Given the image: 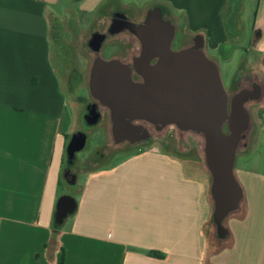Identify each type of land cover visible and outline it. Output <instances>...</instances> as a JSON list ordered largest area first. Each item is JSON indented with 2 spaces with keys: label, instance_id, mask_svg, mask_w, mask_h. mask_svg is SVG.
<instances>
[{
  "label": "crops",
  "instance_id": "1",
  "mask_svg": "<svg viewBox=\"0 0 264 264\" xmlns=\"http://www.w3.org/2000/svg\"><path fill=\"white\" fill-rule=\"evenodd\" d=\"M246 2L0 0V264H264V171L253 167L264 159L244 157L245 171H234L243 202L226 220L220 247L201 160L155 149L108 157L85 172L81 185L79 175L67 183L75 196L64 195L76 209L54 228L64 151L81 131L83 111L62 77L76 71L73 62L88 65V30L115 10L138 15L162 5L187 35L203 31L208 50L242 53L224 19L238 21L242 36L246 20L264 85V0ZM255 107L249 148L264 142V97Z\"/></svg>",
  "mask_w": 264,
  "mask_h": 264
},
{
  "label": "water",
  "instance_id": "2",
  "mask_svg": "<svg viewBox=\"0 0 264 264\" xmlns=\"http://www.w3.org/2000/svg\"><path fill=\"white\" fill-rule=\"evenodd\" d=\"M122 12L114 11L103 30L92 26L84 37L90 55L87 96L107 113L108 142L104 152L108 157L116 150L132 151L146 146L154 137L161 139L168 127L174 129L179 152V146L186 144L189 136L198 139V154L210 178L208 196L213 206L214 240L220 247L227 234L226 220L239 214L243 202L234 166L236 156L245 153L251 141L250 108L263 101L261 74L242 66L232 79V84L242 82V87L228 95L218 64L207 55L203 31L184 36L180 48L173 50L176 25L168 11L167 14L160 6L148 7L136 22ZM119 14L125 19L122 31L117 28ZM124 37L138 42L139 50L125 60L117 55L103 59V47ZM152 61L155 64L150 65ZM137 71L140 82L132 79ZM86 139L80 132L70 137L65 148L67 168L84 148ZM75 209L72 197L60 196L55 205L54 228L60 229Z\"/></svg>",
  "mask_w": 264,
  "mask_h": 264
},
{
  "label": "rangeland",
  "instance_id": "3",
  "mask_svg": "<svg viewBox=\"0 0 264 264\" xmlns=\"http://www.w3.org/2000/svg\"><path fill=\"white\" fill-rule=\"evenodd\" d=\"M252 4H250V0H247L245 6L250 7ZM244 23V32L245 36H243L242 39V45H236L237 49L242 48V53L238 52V50L229 52L226 51L225 49H220L218 54L215 52H212L206 48L207 55L214 59L216 63L218 64L219 70H220V77L222 84L224 86L225 91H230L232 87V79L233 76L235 75V72L237 71L238 64L241 62L242 66L246 70H256V69H261V53L256 51V48L254 46V38L249 36L250 30H249V24L247 23L246 20H242ZM193 23V21H192ZM191 23V24H192ZM196 31L191 30L190 34L195 33ZM187 35V33H185ZM182 34L179 33L176 35L175 42L173 44V50H176L175 48L178 47L179 40L182 39L181 37ZM181 42V40H180ZM113 51H116L119 49V46H111ZM72 69H76V72L81 76V79H73L70 83L68 81V75L69 74H64L62 77V82L64 87L68 92H70V97L72 98V101L79 105V108H84L85 104L88 101L87 94L85 92L84 88V81H85V73L87 69V64H84V62L80 61V63L73 62ZM69 95V94H68ZM81 101V102H79ZM82 111V110H81ZM256 111V107L253 106L250 108V113H254ZM83 112V111H82ZM81 115V114H80ZM80 121H78V129L82 130L83 129V122L81 121V116ZM252 117V115H251ZM87 139H86V144L84 148L77 152L75 155V161L71 164L70 166V174H65V170L67 169V164H66V156L64 155L63 159V164H62V173H61V181H60V186L58 188V194H63L68 192L71 193L72 195L75 196V194L72 193L73 189L69 188L67 183H72L74 180L77 179L79 175V179L77 181V185H81L84 181L85 177V172L93 170L96 165L106 161H101L97 163L96 160H91V155L95 153V151H99L101 149L100 147L103 145H107L108 138L106 135V126L105 122L100 124L96 128H92L88 131L87 133ZM165 139L167 142H163L160 139H155L151 143L147 144L146 146L140 147L138 149L132 150V151H120V152H113L109 156L110 158L112 157H118L121 158L124 155L127 154H133L138 151H147L150 149H155L160 152H164L168 155L171 156H176V155H189V156H196L200 159L199 154H198V148H194L193 151L185 153V152H179L178 149L176 148L175 145V139H174V131H168L165 133V135L162 137ZM161 138V139H162ZM255 140L251 145L249 150H247L245 153L238 154L236 156L235 160V166H234V171H239L240 169L242 172L245 171L246 166L242 163V159L244 157H250L252 158L253 161H261L264 159V142L262 140ZM65 153V151H64ZM93 158V157H92ZM109 158V159H110ZM257 167L258 171H264V165L260 166H253ZM74 179V180H73ZM60 197V196H59ZM58 197V198H59ZM57 201V200H56Z\"/></svg>",
  "mask_w": 264,
  "mask_h": 264
},
{
  "label": "flooded vegetation",
  "instance_id": "4",
  "mask_svg": "<svg viewBox=\"0 0 264 264\" xmlns=\"http://www.w3.org/2000/svg\"><path fill=\"white\" fill-rule=\"evenodd\" d=\"M154 6L155 7L160 6L164 10V12H166V13L168 11L169 12L168 16H169L170 20L176 25V33H175L173 44L175 42L177 34L181 33L182 34L181 37L186 36L181 21L175 20L172 17L170 11L166 7H164L162 5H153V7ZM232 6H235V4H233ZM115 11H121V10H115ZM109 15L110 14H108V16ZM122 15L126 16V18H128L129 20L134 21V22H136L142 18V13H139L138 15H133L132 13H130L128 11H123ZM122 15L119 14L116 16L117 21H118V24H117L118 27L117 28H119L121 31H122V28L124 27L123 24H125V22H124L125 19H124V17H122ZM224 24L226 26V33H227L228 39L230 41H233L234 43L242 44L243 36L239 35L238 31L236 30L237 25H238V21L227 18V19H224ZM93 27H97L99 30H103L106 27L104 19H102L101 24L99 26L94 25ZM117 31H119V30L117 29ZM180 40H179L178 47L175 49L180 48ZM114 45L119 46V49L116 51H113L111 46H114ZM139 48H140V44L138 42L131 41L128 38L124 37V38L119 39L118 41L109 43L106 46H104L101 54H102L103 59H109L112 56L117 55V56L121 57L123 60H125L130 53L138 51ZM172 49H173V45H172ZM88 56H89V63H90V55L88 54ZM89 63H88V65H89ZM153 64H155V61H152L150 63V65H153ZM88 65H87V68H88ZM138 73H140V71L134 72V74L132 75V79L135 82L141 81V78L138 76ZM86 74H87V69H86V73H85V81H86ZM69 78L71 81L73 79L79 80V79H81V76L76 71H73V72H71ZM239 87H242V82L240 84H232L231 90L226 91V93L228 95H231ZM106 114L107 113L104 109L97 107L88 98V101L85 104V107L83 108V112L81 114V121L83 122L84 126H83V129L81 131H78V132L83 133L87 136V133L90 129L99 126L103 122H105V126H106ZM147 127L152 129V126L150 124H147ZM223 130L225 131V125L223 126ZM168 131H174L173 127H168L166 132H168ZM78 132H76V133H78ZM155 139H158V138L154 137L153 141ZM160 140L162 141V143L167 142L163 138ZM198 142H199L198 139H196L192 136H189L186 144H181V145L179 144L180 145L179 150H180V152H185V153L191 152L194 150V148H198ZM104 146H106V145L101 146L100 147L101 149H99V151H95V153L93 155H91L93 157V158L91 157V160H96L97 163H99L101 161L106 160L109 157V156L107 157L105 152H104V149H103ZM116 151L120 152L122 150H116ZM116 151H113V152H116ZM67 170H68V174H70V169L67 168Z\"/></svg>",
  "mask_w": 264,
  "mask_h": 264
},
{
  "label": "trees",
  "instance_id": "5",
  "mask_svg": "<svg viewBox=\"0 0 264 264\" xmlns=\"http://www.w3.org/2000/svg\"><path fill=\"white\" fill-rule=\"evenodd\" d=\"M58 31H59L58 26H54V28H52L51 34H52L55 38H57V37H58ZM65 174L68 175V170H67V169L65 170Z\"/></svg>",
  "mask_w": 264,
  "mask_h": 264
}]
</instances>
